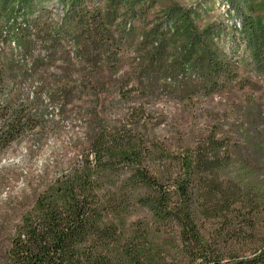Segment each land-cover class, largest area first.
<instances>
[{
    "label": "trees",
    "instance_id": "1",
    "mask_svg": "<svg viewBox=\"0 0 264 264\" xmlns=\"http://www.w3.org/2000/svg\"><path fill=\"white\" fill-rule=\"evenodd\" d=\"M114 1L103 12L102 0H57L65 15L50 24L52 0H0V159L26 138L41 149L51 111L86 125L68 167L0 240V264H264V164L221 126L199 141L166 140L148 128L142 101L227 94L241 84L240 59L192 12L173 11L174 29L140 37ZM240 33L232 53L241 39L264 70V20L244 18ZM139 38L135 75H122L121 54ZM58 54L67 62L53 81ZM19 56L26 65L15 82ZM71 58L85 64L81 80ZM22 81L35 84L32 97ZM78 93L89 106L75 104ZM249 145L264 154V139Z\"/></svg>",
    "mask_w": 264,
    "mask_h": 264
},
{
    "label": "rangeland",
    "instance_id": "2",
    "mask_svg": "<svg viewBox=\"0 0 264 264\" xmlns=\"http://www.w3.org/2000/svg\"><path fill=\"white\" fill-rule=\"evenodd\" d=\"M109 0H102L103 12L110 8ZM116 12L125 15V19L132 27L140 29V37L147 36L150 31L161 26L166 32L174 29L170 24L173 11H188L196 16L199 30L209 26L220 47L240 63L236 72L241 84L234 86L227 94L215 95L210 98L199 96L190 101H180L173 96L161 95L158 99L142 97L151 122L148 128L155 134L166 138L170 142L187 143L199 141L209 135L214 126H221L222 131L228 132L234 141H238L241 153H248L255 157L258 163L264 164V154H257L249 143L264 139V70L256 64L250 49L236 41L233 54L232 36L240 38L243 19L252 21L264 20V0H115ZM47 22L59 24L65 10L57 0L48 4ZM116 13V14H117ZM121 22L116 21V25ZM114 28V27H113ZM137 43L121 54L122 75H135L137 68ZM69 46V44H68ZM13 47V45L11 46ZM3 48V47H2ZM40 46L33 51L29 61L35 60ZM244 55L246 56L244 60ZM21 67H12L10 77L15 82L21 81V71L26 65L17 60ZM65 56L58 54L47 70L52 80L63 74L66 66ZM72 78L81 80L85 64L82 58H71ZM31 68V67H26ZM118 77L111 78L112 81ZM115 82V81H114ZM113 83V82H112ZM21 94L31 96L33 87L31 82H21ZM135 85V82H132ZM242 87L244 89H242ZM113 89V97L116 96ZM75 104L87 105L89 94L78 93ZM80 97H83L80 99ZM75 106V105H74ZM89 106V105H87ZM49 118L54 121L47 127L46 138L42 148L35 150V141L26 138L14 144L0 159V240L5 241L13 227L19 222L21 214L32 208L36 195L42 191L49 180H52L61 169H65L74 158V146L84 143L85 121L80 122L76 115L70 119L61 120L56 111H51ZM84 124V125H83ZM249 141V142H248ZM145 214H138L131 221L144 218Z\"/></svg>",
    "mask_w": 264,
    "mask_h": 264
}]
</instances>
